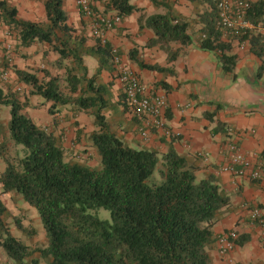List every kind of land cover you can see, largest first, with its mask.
<instances>
[{"label": "trees", "instance_id": "obj_1", "mask_svg": "<svg viewBox=\"0 0 264 264\" xmlns=\"http://www.w3.org/2000/svg\"><path fill=\"white\" fill-rule=\"evenodd\" d=\"M207 1L213 10L205 16L198 45L218 52L222 69L232 71L234 55L228 54L230 44L220 39L214 4ZM110 5L121 16L134 9L129 0H111L105 7ZM43 6L46 21L40 23L17 17L16 7L0 0V22L11 27L20 45L45 42L60 61L69 59L73 65L65 67L66 81L70 92L79 94H64L57 76L41 82L34 73L16 70L17 78L31 87V95L51 101V112L67 104L91 111L97 130L89 137L100 165L66 159L58 137L23 114L17 96L4 95L0 89V104L9 107V137L23 152L16 163L7 162L1 175L3 190L19 193L35 208L46 238L44 247L32 248L3 231L0 246L15 264H38L44 258L47 264H210L207 249L216 242L212 227L230 204L217 178L210 174L197 179L194 163L172 147L159 154L155 149L131 147L114 134L102 113L107 106V86L96 83V76L112 63L111 46L98 40L88 46L74 35L63 0H44ZM247 18L254 24L264 21V0L251 2ZM139 27L153 30L155 37L147 45L159 44L168 61L178 55L169 43L191 42L187 22L171 13L140 16ZM249 41L262 57L264 36L251 34ZM254 42L260 43L256 49ZM83 55L98 63L90 77ZM133 55L134 50L130 58L141 68L171 72ZM155 170L159 179L149 182ZM98 208L109 211V220L92 212ZM248 239L247 234H237L233 243L241 246Z\"/></svg>", "mask_w": 264, "mask_h": 264}, {"label": "crops", "instance_id": "obj_2", "mask_svg": "<svg viewBox=\"0 0 264 264\" xmlns=\"http://www.w3.org/2000/svg\"><path fill=\"white\" fill-rule=\"evenodd\" d=\"M17 9V17L33 22L46 21L44 0H7ZM129 0L134 9L122 15L121 21L106 34V42L115 48L121 57L123 65L134 71L141 81L148 84L152 93L163 95L168 102L165 114V129L150 128L148 136L142 138L138 133L141 122L130 112L123 102L120 81L112 63L107 69H102L96 76V83L107 86V106L102 110L109 129L120 137L127 145L136 148L155 149L159 154L172 147L177 153L189 158L197 168V179L213 174L220 188L228 195L230 204L224 207L220 220L212 227L214 236L233 230L236 234H247L249 239L243 245H235L226 256L217 253L214 242L209 246L210 264H264V246L260 239V227L252 224L248 217V208L258 206L264 216V178L251 180L246 177H232L228 173H220L219 166L226 162L224 147L227 141L225 128L231 126L235 131L234 139L242 154L253 161V154L264 150V69L260 71L262 57L258 56L249 41L251 34L258 31L250 30L246 37L244 49H240L235 40L229 43L228 54L234 55L232 71H224L219 61V53L206 51L199 47L198 41L206 14L213 8L207 0ZM251 2L255 0H249ZM64 9L68 15L67 24L79 28L87 24L79 13L77 5L63 0ZM93 8L97 12L107 10L105 6L94 1ZM171 13L187 22V33L191 42L181 45L169 43L170 48L178 52L177 57L167 60V52L159 44L147 45L155 37L152 29L139 27L140 16ZM78 20L81 21L79 24ZM82 27V26H81ZM77 32H80L78 30ZM264 36V32L260 33ZM256 41V40H254ZM96 40L87 39L86 45H94ZM257 42V41H256ZM11 43L10 61L4 57L5 45ZM260 44V43H259ZM254 42V49L259 46ZM264 48V43L260 44ZM134 50V58L145 64L159 65L169 68L171 72H158L139 67L130 58ZM57 52L45 42H34L22 46L14 31L8 25L0 22V66L8 69L9 79H0V89L4 95L12 94L23 84L16 70L37 74V68L46 66L47 76H55L53 64L57 63ZM90 55H83L87 77L92 76L98 66L92 65L88 71L87 60ZM95 59V58H94ZM54 60V61H53ZM92 63V62H90ZM13 79L18 83L13 82ZM14 83L16 85H14ZM27 105L22 113L36 125L58 137L66 159H73L90 165L97 164V153L92 146L90 133L97 130L94 117L90 110H72L57 106L49 111L52 104L39 95H31L29 91L23 95ZM18 98V97H17ZM19 99V98H18ZM41 104V105H37ZM38 106V109L35 108ZM105 110V111H104ZM9 107L0 104V232H8L22 243L33 247L40 245L37 241L43 236V246L46 241L45 232L35 208L23 200L21 195L13 190H3L1 175L11 157L22 149L15 146L9 137L7 128ZM33 116V117H32ZM63 140V141H62ZM14 149V152H13ZM197 152H207L208 158L197 156ZM93 155L92 161L90 157ZM38 238H35V236ZM35 257V256H33ZM48 259H39L38 264H47ZM14 263L8 258L0 246V264Z\"/></svg>", "mask_w": 264, "mask_h": 264}, {"label": "built area", "instance_id": "obj_3", "mask_svg": "<svg viewBox=\"0 0 264 264\" xmlns=\"http://www.w3.org/2000/svg\"><path fill=\"white\" fill-rule=\"evenodd\" d=\"M79 13L88 20L89 34L101 44L106 43L107 32L116 26L122 16L118 11L114 10L111 5L107 10L97 12L92 9L94 1L101 2L104 6L111 3V0H74ZM214 4L217 18L216 29L220 32L223 39L228 41L235 40L240 49H244L246 45V37L250 30H256L260 33L264 32V21L257 24L252 23L247 14L250 9L251 1L249 0H211ZM106 8V7H105ZM111 62L120 81L123 102L126 108L139 118L141 124L138 127V133L142 138L148 136L150 128L157 130L165 129V114L168 110V102L163 95L153 94L150 86L139 78V76L121 62L117 50L111 47ZM11 44L5 45L4 57L10 61ZM9 77L8 69L0 66V79L7 80ZM227 141L224 149V157L226 162L219 166L220 173H228L232 177H246L251 180H259L264 178V150L253 154V161L242 154L234 139L235 131L231 126L225 128ZM197 156L208 158L207 152H197ZM248 208V217L252 224L260 227V239L264 246V216L258 206ZM236 232L229 230L219 234L216 237L217 253L226 256L230 253L235 244L233 238ZM233 264L232 260H228ZM15 264V263H9Z\"/></svg>", "mask_w": 264, "mask_h": 264}, {"label": "rangeland", "instance_id": "obj_4", "mask_svg": "<svg viewBox=\"0 0 264 264\" xmlns=\"http://www.w3.org/2000/svg\"><path fill=\"white\" fill-rule=\"evenodd\" d=\"M69 2L74 3V0H69ZM78 22H79V24L81 23L80 20H78ZM72 28L74 29L73 34L74 35H77V36H81L85 40V42H86L87 39L94 40V38H92L90 36V34H88V32H86V31H88L87 30L88 29L87 28V24H83L82 23V25H80L79 28H75V27H72ZM78 30H80V32H77ZM57 56H58V54H57ZM57 60H59V59L57 58ZM95 60L96 59H94V57H92L91 59H88L87 60V63L86 64L88 65V71H91L93 69L92 68V65H94V66L96 65V61ZM90 62H92V63H90ZM72 65L73 64L71 63V61L69 59H65V60H62V61L59 60V61H57V63L53 64V68H51V69L54 70L55 76H57L60 79L59 86H60L61 91L64 94H70L72 96H77L79 94V92L77 91V92L71 93L70 92V89H69V86L67 84V81H66V69H65V67L66 66H72ZM83 65H84V62H83ZM47 70L49 71V69H47L46 66L37 68V71H36L37 74L36 75L38 76V78H39V80L41 82L46 80V77H44V74L47 72ZM75 71H76V74L81 75V71L79 69H76ZM13 82L18 83V81H16L15 79H13ZM15 83H14V85H16ZM21 86L22 87L20 89H17V91L16 92H13L12 94H14L15 96H17L19 98V101L21 103H23V107H25L27 105V99L25 101H23V98H24L23 95H25V93L27 91H30V90H28L27 87L24 86L23 84H21ZM80 86H82V87L84 86V81H82V83L80 84ZM37 105L39 106L41 104H38L37 103ZM38 106H35V108L38 109ZM61 108H65L67 111H69V110H72L73 105H68V104L67 105H62ZM26 115H28L29 117H31L29 114H26ZM13 152H14V149H13ZM14 155H15V157H13V158L11 157L12 163H16V161H18L19 158L22 157V155H23L22 149L19 150V151H16V153H14ZM67 157L68 156H65V158H67ZM92 159H93V155L90 157V161H92ZM97 159H98L97 164H94L93 162L90 163L92 167H96V166L100 165V161H99L100 159H99V156L98 155L96 157V160ZM158 179H159L158 173L155 170L154 173H153V175H152V177L148 181L149 182H151V181H157ZM92 212L94 214H96L101 219H107V220H109V218H110L109 211L107 209L98 208V209H96V210H94ZM35 238H38V236L36 235ZM44 240L46 241V238H44ZM42 241H43V236H40L38 238V241H37L40 245H38L37 247H42L43 246V242Z\"/></svg>", "mask_w": 264, "mask_h": 264}]
</instances>
